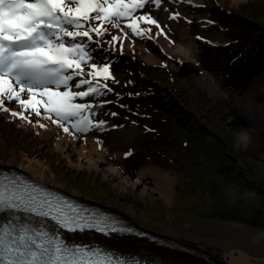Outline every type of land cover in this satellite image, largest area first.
I'll use <instances>...</instances> for the list:
<instances>
[{
	"label": "rangeland",
	"instance_id": "obj_1",
	"mask_svg": "<svg viewBox=\"0 0 264 264\" xmlns=\"http://www.w3.org/2000/svg\"><path fill=\"white\" fill-rule=\"evenodd\" d=\"M183 1L162 0L159 7L154 4L148 5L146 9L140 10L137 14L147 12L152 15L166 30L167 38H170L171 42L174 43L169 45L190 46L181 37L182 33H184V36L189 35L188 38H190L192 44V49L190 48L189 51L191 53L196 52V56H225L224 58L226 59L224 61L226 63L228 61L233 66H236L237 63L232 62L230 56H264V29L257 28L256 25L254 26L249 23L250 21L245 20H264V0H192L184 8L181 7ZM226 11L240 18L233 17L232 21L229 20V22L223 23L220 16H224ZM176 13L179 14L176 19L169 18ZM212 21L218 25L211 24ZM262 24H264V21ZM141 27L153 29V27L144 23H141ZM224 27L227 30L229 28V33H232L229 35L230 37H228V32ZM121 28H123V25ZM183 28L185 31H182ZM118 29L116 28V31L111 30L109 35H115ZM119 35L118 40L126 45L127 39L124 35L120 33ZM149 36H153V30L149 33ZM198 37L201 39H198ZM129 39H135L133 41L135 42V46L131 50L136 49L138 51L136 53L139 56L137 59L143 61V57L162 56L164 54H161L159 52L160 48L157 47H154L156 51L151 52L152 47L146 46L149 42L147 36L143 38L134 36ZM139 39H144L146 42L140 43ZM159 40L156 38L157 42ZM215 40L222 41L225 47L221 45L220 47L223 46V49L217 48L216 51L212 50L211 42L214 43ZM162 41L161 44H164L165 41ZM112 49L118 53H128V50L125 51L124 47L122 48L120 45L118 48ZM126 56H130V53ZM103 58L106 61L102 63L98 62L97 56H92L91 63L97 64L98 67H103L106 64L110 67L111 77L114 79L105 83H107L112 91L107 92L105 95L108 97L110 115L119 111L121 117L111 115L113 125L107 127L104 124L102 133L106 135L104 131L108 129V134L110 135L125 133L131 136V142L126 148V153L131 152L132 155L127 157L124 155L121 159L114 160L112 166L121 172V177L125 175L133 178L140 171L146 170L143 172L149 173L154 169L168 174V177L172 180L170 198L165 199L161 196L162 192L159 188L161 185L155 182L151 175L147 180V188L141 189L138 186H129L124 181H120L116 177L104 173V170L100 169L101 167L94 168L90 165L78 166L74 161L69 159L66 150L59 152L52 149L49 143L39 136V134L6 119L1 113L0 136L3 141L0 143V162L3 163L6 158L15 157L19 153L27 155L39 164L47 166L56 178L65 182L74 190L79 191L83 195L82 198L86 201L118 212L124 218L125 216L122 213H126V210L129 208L131 211L130 215L140 225H138L139 230L147 231L151 236L170 239V236L167 237L165 232L171 230L183 241L188 238L231 244L249 255L264 259V224L258 225L255 223L253 225L249 224V222H243L241 218L245 215L237 213L224 218L222 217L223 214H221V212H229L227 208L242 209L243 205L241 201L243 200L248 201L244 206L245 209L256 210L258 204H264V137L254 133L250 128L261 133H264V130L258 127L256 118H253V125L251 126L246 123L245 119L234 117L237 119L238 126L249 130L252 137L246 149L238 148L234 144V134L241 128H238L232 121L223 119L226 122H221L218 120L217 118L221 114L215 110V108L221 105L219 100L216 99L218 94L226 96L227 99L233 100L239 106H244L254 101L256 102L253 105H264V99L259 97L260 93L257 92V97L254 96L255 94L251 90L249 82L237 85L228 80V75L237 71L235 67L232 68L230 66L232 70L228 74L220 71H207L211 74L210 81L218 90L216 93L213 92L210 84L209 88H205L197 80L196 73L198 75L200 72L191 71L187 73V77H189L193 86L187 87L185 90L190 89L188 92L194 96H189L188 94L183 96L184 104L194 108L195 104L191 103L197 102L196 105H199L201 109H199L200 117H202V120L204 119L205 124H210V126L208 125L209 128L212 126L216 127L217 131L210 133H214L215 137L225 145L223 151L234 161L232 163H239L238 171L241 172L244 178L241 183H236L237 186L241 185L239 191H233L235 189L234 185H221L228 187L226 191L227 193L231 192L232 195L225 196L224 193L220 192L214 195L213 192H210L207 179V183L201 184L198 179L187 178L189 175H203L207 172V168L211 166L213 159L210 157L207 160L203 157H198L201 161H205L207 165L193 166L195 163L194 159L188 157L191 156L188 149L189 145L184 148L181 142L175 144L168 142V145H161L163 150L159 155H156L155 150L150 147L151 144L156 142L152 138L155 136H164L166 138L171 133L180 132L176 123L169 124L164 117L166 113L159 111L160 106H163L167 108L164 111L169 114V106L160 99L157 101L147 99L144 105L133 104L140 107H133L127 103L128 101L118 100L116 96L118 93L114 90L125 89L133 91L137 90V88H132L140 87L141 85L135 74L133 75V79L128 76L132 75L130 74L133 70L132 68H122L121 65L112 62L124 61L122 58H118V60L114 56H103ZM261 62L264 66V59ZM136 65L141 66L140 62L134 66L136 67ZM221 65L224 66L225 64L222 63ZM261 74L264 75V68ZM182 76L183 78H180L176 74L173 75L177 86L186 87L183 84L185 76ZM150 77L155 78V76ZM156 77L161 81L158 75ZM218 77L224 78L222 80L218 79ZM123 78L128 79V83L122 81ZM238 78L235 77L234 79L237 80ZM132 80L134 81L133 83H131ZM149 82L151 80L147 84ZM136 95L139 94L135 93V96H128V98L136 99L139 97ZM263 95L264 92L262 93ZM109 113L103 114L104 120L107 119ZM158 119L166 121V125H169V127L158 124ZM185 121H187V118L178 123L180 126H186L187 123H191L190 121ZM145 125L148 127H145ZM153 129L156 133L152 131ZM211 129L214 131L213 128ZM177 146L181 148L180 151ZM249 152L253 157L247 156ZM174 159L185 162L184 168L182 169L180 166H177L174 169ZM246 163L247 165L245 166L244 164ZM98 165H105V162L99 160ZM219 166H222V169L225 170L226 162H219ZM197 169H200L199 172H197ZM214 169L209 170V173H212ZM231 180V184H234L235 179L231 178ZM161 187L167 189L165 185ZM261 207L264 210V205ZM244 211L254 212L249 210ZM262 214L264 215V212ZM262 217L255 215L253 218L264 222V216ZM173 242L177 243V245L169 246V248L179 249L183 253H191L186 252L181 242H177L176 240H173ZM159 244H164V242L162 241ZM159 246L163 247L164 245Z\"/></svg>",
	"mask_w": 264,
	"mask_h": 264
},
{
	"label": "snow or ice",
	"instance_id": "obj_2",
	"mask_svg": "<svg viewBox=\"0 0 264 264\" xmlns=\"http://www.w3.org/2000/svg\"><path fill=\"white\" fill-rule=\"evenodd\" d=\"M161 2L0 0V111L28 123L33 122L29 116L34 114L69 136L103 129V120L94 121L93 105L83 102L111 92L105 82L114 79L107 64L98 67L91 63L93 34L102 39L109 28L123 25L132 35L151 39L152 29L141 27L144 23L154 25L160 30L157 35L167 38L152 15L137 14L148 5L159 7ZM117 41L112 35L111 42ZM9 102L18 104L19 110H10ZM36 124L47 127L39 120ZM34 218H39L38 224L33 223ZM45 219L69 232L125 230L23 178L0 172V264H129L106 250L66 243L46 227Z\"/></svg>",
	"mask_w": 264,
	"mask_h": 264
},
{
	"label": "bare ground",
	"instance_id": "obj_3",
	"mask_svg": "<svg viewBox=\"0 0 264 264\" xmlns=\"http://www.w3.org/2000/svg\"><path fill=\"white\" fill-rule=\"evenodd\" d=\"M192 0H184L182 2L181 7H186L187 3ZM179 4V3H178ZM187 9V8H186ZM252 17V16H251ZM254 17V16H253ZM242 26V25H241ZM240 28V27H239ZM182 31H185L183 28ZM240 32V31H239ZM241 33V32H240ZM118 37H120L119 33ZM186 34V33H185ZM188 35V34H187ZM189 36V35H188ZM188 36H184L182 33L181 37L185 41L186 44H190V46L184 47V45L176 46V45H167L164 47V51L168 55H177L180 62H190L191 65L197 64L198 56H196V52H190L189 49H192V44L190 38ZM255 38V37H254ZM188 39V40H187ZM242 39V38H241ZM244 43V42H243ZM214 45H222L223 43L219 40H215ZM125 45V44H124ZM223 47V46H222ZM180 49L186 50L184 54H181ZM246 49V48H245ZM223 53V52H222ZM242 53V52H241ZM248 54V53H246ZM174 57V56H172ZM174 57V58H176ZM225 57V56H224ZM226 59V58H225ZM260 70L256 77V87L259 89V97H262V93L264 92V76L261 75ZM78 80V79H77ZM197 80L203 84L205 88H209V84L213 90V92H218L215 85L210 81V77L203 72H200L197 76ZM214 86V87H213ZM11 102H9L10 104ZM9 106V105H6ZM10 110H19L17 107H10ZM0 113L8 120H11L15 123H18L25 127L28 130H32L39 134L45 141H47L50 147L54 150L62 152V150H66L68 152V157L71 161H74L78 166L90 165L94 168L101 167V170H104V173L114 176L120 181H124L129 186L140 187L141 189L147 188V180L151 175L155 182H158L161 186H167V189H163L161 186L159 187L161 190V196L165 199H169L171 196V185L172 180L168 177V174L154 169L149 173H144L140 171L135 175L136 177H121L119 170H116L112 165L114 160L121 159L125 153L127 152L126 148L129 146L131 142V136L125 133H119L116 135H103V129H94L91 132L87 133H74L73 136H69L64 133L63 130L57 125L51 124L50 121L44 120L42 117H35L34 114L30 115L29 118L33 121L32 123H28L23 120H19L15 117L10 116L8 113L0 111ZM28 113H26L27 115ZM231 117H236L239 119H245L248 125H253V118H256V123L259 128L264 130V105H245L239 106L232 113L229 114ZM39 120L40 123H44L47 125L45 128H40L36 121ZM69 126L70 125H66ZM117 137L112 141L113 137ZM2 138L0 136V143L2 142ZM103 160L105 165H98V161ZM1 166L9 167L10 169L19 170L20 172L26 174L30 178H33L41 183L52 185L55 188H60L66 191V194L70 193L73 196L83 199V195L79 192L68 186L65 182H62L58 178H56L53 173L49 170L47 166H43L36 162L33 158H30L27 155L17 154L15 157H9L5 159V162L1 163ZM108 213L118 216L121 219H124L120 213L114 212L107 208L101 207ZM127 212H123V216L128 219L133 224L139 225L136 220L132 218L131 211L128 208ZM140 226V225H139ZM59 229H55L53 232H58ZM146 233V232H145ZM167 237L170 236L169 240H176L177 242H181L186 249V252L183 253L179 251V249L167 248L165 246L161 247L155 244V241H146L139 240L137 238H116L110 241H99V245H106L108 248H118L122 252H128L134 255H146L148 257H155L154 255L160 256L162 260L170 263V264H264V259L260 257H254L249 254L242 253L237 246L217 243V242H209L206 240H192L186 239L185 241L180 240L178 236L171 230L165 232ZM149 234V233H147ZM150 235V234H149ZM153 239H160L157 236H151ZM173 238V239H172ZM75 240H79L80 238L74 237ZM146 242V243H145ZM151 243V244H148ZM145 253H149L148 255ZM154 254V255H152ZM252 258H250V257ZM136 257L132 255V259ZM200 258V259H199Z\"/></svg>",
	"mask_w": 264,
	"mask_h": 264
},
{
	"label": "trees",
	"instance_id": "obj_4",
	"mask_svg": "<svg viewBox=\"0 0 264 264\" xmlns=\"http://www.w3.org/2000/svg\"><path fill=\"white\" fill-rule=\"evenodd\" d=\"M245 20L250 21L249 23L253 24L254 26L256 25L257 28H261L262 30L264 29V24H262L263 22H260L257 19L256 20L245 19ZM164 85H166L167 87H170V85L172 84L164 83ZM153 89L151 90V92L153 91L158 95L159 94L168 95L167 98H170L173 100L171 101L173 108L177 109L179 112V113H174V115L168 114L166 116V120L168 121L169 124H173L174 122L177 121V119H181L183 117L192 118L190 121L191 123L189 124L187 123L186 126H180L179 124H176L178 129L181 131V133H171L170 136L176 142H183L182 145L184 148L187 145H189L188 149H189V152L191 153V156H188V157L190 159H194L195 163L193 164V166L194 165H198V166L207 165L205 161H201L198 157H203L207 160H209L210 157L213 159L211 166L207 168V172H205L203 175L194 176V175L188 174L189 176H187V178L198 179L201 182V184L207 183L206 181L207 179L210 192H213L214 195L220 192L222 194L224 193V195L226 196V193H227L226 189H228V187H224L221 185H226V186L234 185L235 189L233 191H239L241 185L237 186L236 183H241L244 178L241 172L238 171L239 163L233 164L232 162L234 161L230 159V157H228L226 153L223 151L225 145H223V143H221L217 138H215L212 134L208 133L206 130L198 128V127H204V126L196 122L197 117L191 114V111L193 110L191 106L183 108L179 106L178 103L175 102V100L171 96H169L168 91L164 89L162 91H159L155 87H153ZM175 93L178 94L177 92ZM181 97L183 96L180 92V96L178 95L176 100H179L185 103L184 101H182ZM160 121H162L161 125H164V126L166 125V122H164L163 120H160ZM166 126L169 127V125H166ZM156 143H158L160 146L163 144L168 145L167 139L166 138L163 139V137H159ZM177 148L179 151L181 150L179 146H177ZM247 156L253 157L250 154V152ZM219 162H226L225 170L222 169V166L221 167L219 166ZM185 164H186L185 162H182L178 159L173 160L174 169H176L177 166H180L183 169ZM244 165L246 166L247 163ZM213 168H215L214 171L212 173H209V170H212ZM199 170L197 169V172H199ZM231 178L235 179L234 184H231L232 183ZM247 202L248 201L246 200L241 201V204L243 205L242 209L227 208V211L229 212H221V214H223L222 217L223 218L228 217V216H231V214L233 213H237L240 215H245L241 218L243 222H246V223L249 222V224H253V225L255 223H257L258 225L264 224V222H262L261 220L253 218L255 215H258L259 217L263 218L262 216L264 215L262 213L264 212V210L262 209L261 206L264 204H258V208L257 209L255 208L256 210L254 209L252 210L250 208H246V209L244 208ZM244 210H249V211H254V212L253 213L246 212ZM212 216L214 217V215Z\"/></svg>",
	"mask_w": 264,
	"mask_h": 264
},
{
	"label": "clouds",
	"instance_id": "obj_5",
	"mask_svg": "<svg viewBox=\"0 0 264 264\" xmlns=\"http://www.w3.org/2000/svg\"><path fill=\"white\" fill-rule=\"evenodd\" d=\"M181 54H184L186 50L180 49L179 50ZM251 133L249 130L241 128L237 130L234 134V144L236 147L241 148V149H246L251 142ZM226 195H232L231 192L226 193Z\"/></svg>",
	"mask_w": 264,
	"mask_h": 264
},
{
	"label": "water",
	"instance_id": "obj_6",
	"mask_svg": "<svg viewBox=\"0 0 264 264\" xmlns=\"http://www.w3.org/2000/svg\"><path fill=\"white\" fill-rule=\"evenodd\" d=\"M262 98L264 99V95L262 96ZM263 103H264V102H263ZM231 111H232V110H231ZM232 112H233V111H232ZM232 112H231V113H232ZM233 118H234V117H233ZM237 119H239V118H237ZM242 253L247 254V253H245V252H243V251H242ZM249 257H250V256H249ZM250 258H252V257H250Z\"/></svg>",
	"mask_w": 264,
	"mask_h": 264
}]
</instances>
